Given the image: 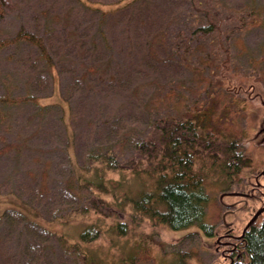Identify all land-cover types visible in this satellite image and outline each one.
I'll list each match as a JSON object with an SVG mask.
<instances>
[{
  "label": "rangeland",
  "instance_id": "obj_1",
  "mask_svg": "<svg viewBox=\"0 0 264 264\" xmlns=\"http://www.w3.org/2000/svg\"><path fill=\"white\" fill-rule=\"evenodd\" d=\"M87 1L98 3L0 5V96L36 97L0 102V215L16 209L56 233L38 246L9 233L14 225L6 222L0 264L90 263L79 246L58 240L81 242L83 228L97 217L70 210L92 193L76 182L73 163L82 171L88 151L106 147L127 157L126 137L142 135L161 115L200 117L207 129L236 136L252 158L249 177L229 184L217 167L210 170L211 233L195 224L150 235L152 227L142 225L140 233L116 237L104 228L85 245L87 252L98 264H229L233 241L264 212V0H123L108 14L101 9L115 8L119 0ZM210 21L216 31L194 32ZM21 26L54 44L51 57L64 63L60 80L52 77L46 85L41 70L38 79L28 74L30 65L40 69L45 62L35 45L10 42ZM68 41L72 50H66Z\"/></svg>",
  "mask_w": 264,
  "mask_h": 264
},
{
  "label": "trees",
  "instance_id": "obj_2",
  "mask_svg": "<svg viewBox=\"0 0 264 264\" xmlns=\"http://www.w3.org/2000/svg\"><path fill=\"white\" fill-rule=\"evenodd\" d=\"M82 1L90 7H95L94 4L98 3ZM122 1H117L115 8L101 9L102 13L108 14L109 10L119 8ZM130 1L134 0H126L125 3ZM1 4H3L2 0H0ZM103 24L101 22L99 28ZM216 25L210 21L207 25L196 27L194 32L211 33L217 30ZM69 37L71 36H67V39ZM24 41L35 45L45 62L40 69L30 65L26 69L28 74L38 79L40 78L38 73L42 71L45 74L41 77L45 79L46 85L52 77L54 81L60 80L64 63L60 58L51 57L49 46L55 50L54 44L47 41L44 35L28 31L21 26L10 42ZM63 47L65 48V43ZM67 48L72 50L69 41L66 50ZM73 51L77 53L74 49ZM37 97L41 99L48 96ZM31 98L36 97L32 94L18 98L0 96V102L17 103ZM63 99L66 100L67 106L71 104L69 98L63 96ZM39 104L41 107L47 105L40 102ZM64 117L62 114L61 118ZM200 120V117L186 115L156 116L149 123L145 133L129 139L126 137L130 147L127 157L122 158L123 156L120 157L112 147H106L88 151L87 168H81L82 171L73 163L76 182L80 186H89L92 193L83 203L70 210L84 216L93 213L97 217L89 226L83 228L80 233L81 242L67 243L66 240L64 242L60 238L58 240L68 248L79 246L78 250L82 251L90 262L87 264H98L95 253L93 251L88 253L85 245L89 241L97 240L104 228L117 235L116 237H123L131 232L140 233L142 225L152 227L150 235L162 234L163 230L160 228L178 230L195 224L208 233L213 232L214 225L206 220L209 195L205 190V182L209 178L210 170L217 167L222 172L224 181L231 184L230 182H234L236 177L238 179L244 175L249 177L252 171V158L248 156V151L240 148V141L236 136L233 138L207 129ZM73 144L74 139L71 137L66 148L68 157H71L69 151ZM107 194H110L111 198H108ZM70 210L63 213L56 212L54 217L67 216ZM104 218L106 221L110 219L111 223L106 226V223H103ZM6 222L10 223V226L14 225L9 229V233H21L20 235L26 239L28 237L38 241V246L39 240H47L56 234L43 225L31 221L16 209H7L3 215H0V232L3 234V226ZM29 234L32 236H28ZM26 248H33V245L26 244L24 249ZM40 248L38 252L44 251L42 247ZM133 254L134 250L130 252L131 263H133ZM229 255V264H264V212L252 221L244 234L233 241ZM120 264L126 263L120 262Z\"/></svg>",
  "mask_w": 264,
  "mask_h": 264
}]
</instances>
